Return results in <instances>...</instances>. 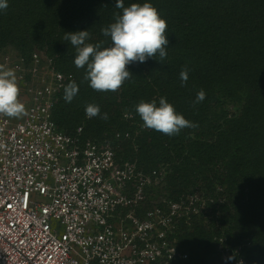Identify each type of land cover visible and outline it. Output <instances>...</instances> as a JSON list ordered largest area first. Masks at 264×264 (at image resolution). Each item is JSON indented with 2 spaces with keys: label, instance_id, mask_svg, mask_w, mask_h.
<instances>
[{
  "label": "trees",
  "instance_id": "obj_1",
  "mask_svg": "<svg viewBox=\"0 0 264 264\" xmlns=\"http://www.w3.org/2000/svg\"><path fill=\"white\" fill-rule=\"evenodd\" d=\"M7 2L0 11V46H45L57 69L73 74L67 84L78 85L70 103L64 90L60 94L54 110L58 128L74 134L82 127L83 138L96 142L122 133L117 143L139 169L165 167L168 199L184 193L200 196L199 202L187 201L191 209L217 205L210 230L191 237L201 248L200 262L210 244L227 238L236 245L235 261L264 264V0H124L125 7L151 3L167 21L169 45L163 61L157 54L128 65L133 75L117 92L93 90L84 80L86 68L74 64L75 48L64 40L66 32L88 30L87 42L109 46L101 29L122 14L117 0ZM185 67L188 80L182 86ZM201 89L205 99L194 103ZM161 97L197 127L174 136L144 128L135 106L141 100L159 106ZM88 104L99 105L108 119L87 118ZM136 124L139 135L125 138ZM214 194L223 202L211 203ZM188 264H195L190 255Z\"/></svg>",
  "mask_w": 264,
  "mask_h": 264
},
{
  "label": "built area",
  "instance_id": "obj_2",
  "mask_svg": "<svg viewBox=\"0 0 264 264\" xmlns=\"http://www.w3.org/2000/svg\"><path fill=\"white\" fill-rule=\"evenodd\" d=\"M0 65L15 70L27 109L19 119L0 116V264H188L172 236L191 205L169 200L140 215L135 207L156 179L118 165L82 127L58 128L54 110L73 74L45 50Z\"/></svg>",
  "mask_w": 264,
  "mask_h": 264
},
{
  "label": "clouds",
  "instance_id": "obj_3",
  "mask_svg": "<svg viewBox=\"0 0 264 264\" xmlns=\"http://www.w3.org/2000/svg\"><path fill=\"white\" fill-rule=\"evenodd\" d=\"M115 7L122 9L115 22L101 29L111 44L104 46V41L87 42L90 39L88 30L66 32L64 40L70 41L75 48V66L86 68L84 80L88 81L93 90L99 92H117L124 82L133 75L127 68L132 63H145L159 55L160 61L167 57L166 48L169 45L165 34L167 21L161 18L157 9L151 3H132L124 6V0H117ZM8 8L7 0H0V11ZM181 85L188 80V69L180 73ZM79 91L75 81L64 87V100L70 103ZM20 87L14 69L0 65V116L21 118L27 115L25 104L19 99ZM206 93L201 89L194 103L205 99ZM136 113L143 121V127L153 129L168 136L178 135L184 128H196L197 125L177 114L174 106L166 98L145 102L141 100L135 106ZM87 118L101 116L97 104H88L85 108ZM101 119L107 120L104 113Z\"/></svg>",
  "mask_w": 264,
  "mask_h": 264
},
{
  "label": "rangeland",
  "instance_id": "obj_4",
  "mask_svg": "<svg viewBox=\"0 0 264 264\" xmlns=\"http://www.w3.org/2000/svg\"><path fill=\"white\" fill-rule=\"evenodd\" d=\"M44 49L46 50V47L40 46L39 44H32L31 46L4 45V46H0V58L15 57L23 52L29 53L31 51L33 52L34 50H44ZM128 118L131 119V116H128ZM137 128H139V124L138 125L136 124V127L132 131L131 129H128L129 133H125L124 137L130 138L131 134L133 136L139 135L140 131H135V129ZM121 134L122 133L116 132L114 137L104 138L98 142L101 144L102 147L111 148L118 165H121L124 162H132L136 164L138 170L143 172L147 177L156 179L153 185L147 186L145 188V199L141 202V204L138 207H135L136 212L142 215L146 209H150L158 206H162L163 208L167 209L168 204H170V201L172 200H176L175 202L178 203L179 208H183V209L185 204L186 205L192 204L191 202L187 203L188 200L189 201L193 200L192 198L195 199L194 200L195 202L196 201L199 202L200 196L198 198L192 195L186 196V194L184 193L177 198L178 200L171 196H169V198L172 200L168 199L166 195L169 194L166 191V186L164 183L165 182L164 177H166L165 167L158 166L148 171L146 170L143 171L142 169H139L136 161H133L131 157H125L126 154H128V152L126 153L124 147L117 143L118 141H120V138L122 137ZM85 140H93V139H85ZM127 147H137V146L133 145ZM131 188L134 187L132 186ZM131 188H129L128 194L129 192L130 194L131 192H133ZM214 195H215L214 197H216L217 199L212 198L210 200L211 203H214L215 200L219 201L220 203L223 202V199L218 200L217 194ZM129 208H126V211L129 210ZM217 208H218L217 205H215V207L207 206L205 210L202 208H196L190 211L189 213L188 212L181 213L177 217H175L174 222H175L176 230L172 236V241L174 243L179 241V243L182 244V247L179 249L181 251L182 250L185 251L188 254V256L190 255L192 257V261L195 264H233L234 257L237 254L236 253L237 250L235 247L236 245L231 244L229 239L227 240V238H224L223 241H219V242L216 241V243L214 242L215 246L214 245L212 246V244H210L208 246V251L206 253L207 257L204 259L205 261L200 262V259L203 256L201 254V248L196 247L195 243H193L194 240L191 237L194 233H197L200 236L201 234H203V231L210 230V227L214 223L213 220H216L218 217V214L215 213ZM206 210L209 211H207L206 213ZM178 234L180 236H178ZM198 242L199 241H197V243Z\"/></svg>",
  "mask_w": 264,
  "mask_h": 264
}]
</instances>
